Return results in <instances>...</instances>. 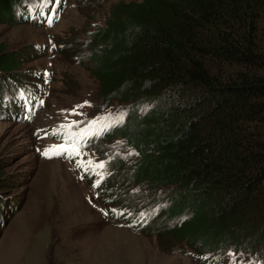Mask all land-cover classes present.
<instances>
[{"label":"trees","instance_id":"trees-1","mask_svg":"<svg viewBox=\"0 0 264 264\" xmlns=\"http://www.w3.org/2000/svg\"><path fill=\"white\" fill-rule=\"evenodd\" d=\"M28 3L0 0V20L16 23ZM108 16L86 41L61 39L62 54L100 83L93 113L112 120L108 138L125 142L128 162L111 163L106 198L122 208L165 200L145 234L181 248L263 249L264 0L119 2ZM3 53L0 121L13 123L3 94L26 76L11 74L18 61ZM2 209L0 200V227Z\"/></svg>","mask_w":264,"mask_h":264},{"label":"rangeland","instance_id":"rangeland-1","mask_svg":"<svg viewBox=\"0 0 264 264\" xmlns=\"http://www.w3.org/2000/svg\"><path fill=\"white\" fill-rule=\"evenodd\" d=\"M67 1L51 30L0 20L3 55L18 61L10 73L21 77L31 71L49 73L39 131L57 124L55 116L75 119L69 113L87 97L99 101L100 91V83L73 57L49 52L48 36L72 38V46L86 41L119 2L140 0ZM43 44L46 55L35 47ZM13 123L0 121V200L6 214L0 227V264H198L183 255V242L107 221L105 206L87 199L86 187L77 185L66 170H71L69 166L37 157L31 126ZM255 229L264 231V216L258 218ZM256 251L264 254V249Z\"/></svg>","mask_w":264,"mask_h":264},{"label":"snow or ice","instance_id":"snow-or-ice-1","mask_svg":"<svg viewBox=\"0 0 264 264\" xmlns=\"http://www.w3.org/2000/svg\"><path fill=\"white\" fill-rule=\"evenodd\" d=\"M56 4L60 3V0H55ZM53 13H55L56 9L55 7H53L52 9ZM53 17L49 16L48 21L49 24L52 23ZM47 75V74H46ZM41 104L43 103V101L40 102ZM87 103V102H86ZM84 105H78L77 107H83ZM69 114H78L76 113V110L74 109L72 111V113ZM94 123V122H92ZM91 126V124L89 125ZM73 127L72 124H68V125H61V128L64 129H71ZM81 136L80 139H73L71 135H67L65 143L59 145L58 147H54V148H48L45 149L44 151H42V155L45 158H51V154H55L58 156H64L65 158L72 160L75 157H79L82 155V148L86 142L85 139V134L84 133H80L79 134ZM76 166L82 170H84L85 172L87 171H91V173L93 175H96L98 177V179L96 180V182L93 184V187H98L100 182L103 180L105 173L103 171H98V170H103L105 169V164L100 162V163H94L92 160H86L81 162V160H76ZM107 215V213H105ZM118 215H123V213H118ZM145 214H141V219H143Z\"/></svg>","mask_w":264,"mask_h":264},{"label":"bare ground","instance_id":"bare-ground-1","mask_svg":"<svg viewBox=\"0 0 264 264\" xmlns=\"http://www.w3.org/2000/svg\"><path fill=\"white\" fill-rule=\"evenodd\" d=\"M49 162V161H48ZM48 162H43V163H48ZM66 176V175H65ZM69 178V177H68ZM73 185V184H72ZM74 186V185H73Z\"/></svg>","mask_w":264,"mask_h":264}]
</instances>
